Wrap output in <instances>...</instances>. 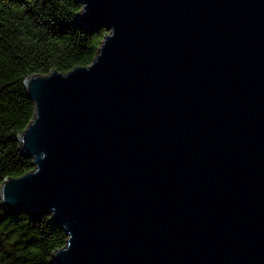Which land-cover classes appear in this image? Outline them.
<instances>
[{
  "label": "water",
  "instance_id": "obj_1",
  "mask_svg": "<svg viewBox=\"0 0 264 264\" xmlns=\"http://www.w3.org/2000/svg\"><path fill=\"white\" fill-rule=\"evenodd\" d=\"M90 62L22 81L31 169L0 207L50 264H264V0H75Z\"/></svg>",
  "mask_w": 264,
  "mask_h": 264
},
{
  "label": "trees",
  "instance_id": "obj_2",
  "mask_svg": "<svg viewBox=\"0 0 264 264\" xmlns=\"http://www.w3.org/2000/svg\"><path fill=\"white\" fill-rule=\"evenodd\" d=\"M79 9L75 0H0V183L31 169L15 140L33 114L24 78L86 65L100 44L104 30L74 22ZM65 239L46 215L30 219L0 207V264H50Z\"/></svg>",
  "mask_w": 264,
  "mask_h": 264
}]
</instances>
